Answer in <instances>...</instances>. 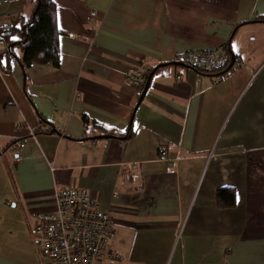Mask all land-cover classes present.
Returning a JSON list of instances; mask_svg holds the SVG:
<instances>
[{"label": "crops", "instance_id": "0c3cea01", "mask_svg": "<svg viewBox=\"0 0 264 264\" xmlns=\"http://www.w3.org/2000/svg\"><path fill=\"white\" fill-rule=\"evenodd\" d=\"M55 3L58 65L0 68V264H50L32 230L68 187L110 215L100 264H264V0ZM32 9L0 0V28ZM219 46L217 80L174 62Z\"/></svg>", "mask_w": 264, "mask_h": 264}, {"label": "built area", "instance_id": "2783aa9c", "mask_svg": "<svg viewBox=\"0 0 264 264\" xmlns=\"http://www.w3.org/2000/svg\"><path fill=\"white\" fill-rule=\"evenodd\" d=\"M3 43L4 40L0 39V44ZM224 59L225 49L220 46L185 51L175 58L196 70L212 73L216 80L223 73ZM148 74V66L141 64L127 73L126 78L135 90L142 92ZM14 145L17 146L18 141ZM158 151L165 157L164 147ZM120 178L123 183L127 182L129 170H121ZM54 200L55 210L38 214L32 230L39 251L50 264H100L103 259H121L118 252L108 248L114 236L110 215L99 207L87 189L68 187L56 190Z\"/></svg>", "mask_w": 264, "mask_h": 264}, {"label": "trees", "instance_id": "16d2710c", "mask_svg": "<svg viewBox=\"0 0 264 264\" xmlns=\"http://www.w3.org/2000/svg\"><path fill=\"white\" fill-rule=\"evenodd\" d=\"M29 1L33 2V9L28 18L20 16L0 28V39L5 42V47L0 49V68L5 71H8L12 61L20 64L24 74L26 67L34 63H49L53 66L59 63L58 42L62 31L57 25L55 0ZM259 17L258 20L264 21V17ZM19 48H22L21 55L17 53ZM225 51L228 53L227 49ZM223 69L224 72L228 70L225 66ZM215 196L220 206H232L235 203L233 187H219Z\"/></svg>", "mask_w": 264, "mask_h": 264}, {"label": "snow or ice", "instance_id": "6c2138e0", "mask_svg": "<svg viewBox=\"0 0 264 264\" xmlns=\"http://www.w3.org/2000/svg\"><path fill=\"white\" fill-rule=\"evenodd\" d=\"M15 39V38H14Z\"/></svg>", "mask_w": 264, "mask_h": 264}]
</instances>
